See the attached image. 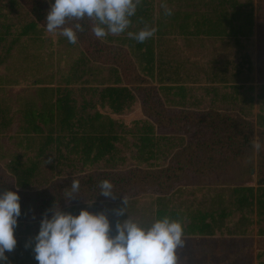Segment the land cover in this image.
I'll list each match as a JSON object with an SVG mask.
<instances>
[{
  "label": "trees",
  "instance_id": "obj_1",
  "mask_svg": "<svg viewBox=\"0 0 264 264\" xmlns=\"http://www.w3.org/2000/svg\"><path fill=\"white\" fill-rule=\"evenodd\" d=\"M208 1H204L203 9L193 10L191 13L172 10L173 14L169 16L170 18L164 15V11L160 10L156 20L152 3L149 0H142L136 16L132 17V23L134 22L135 25L132 27L131 23L128 31H139L147 24L155 26L157 32L154 37L143 43H138L129 37L123 38L126 40L123 42L128 43L135 62L132 60V55H128L129 52L124 51L120 45L117 44L118 46H116L112 43L111 40L115 36H107L110 43L108 45L89 32V27L93 21L87 19L81 21L85 30L78 33L76 44L69 43L62 35L57 37L56 43L58 45L67 46L71 49L80 45L84 47L77 52L72 60L71 73L61 75L62 81L70 84V88H65L59 96L62 102L61 118L57 123L59 132L73 133L75 129L76 131L84 129L87 122H84L83 117L80 118L79 110L75 106L77 101L72 96L75 90L71 88V85H79L77 87L80 89V85L88 82V80H83V77L92 72L93 64L101 63L108 65V77L103 82L106 86L99 92L103 102H114L112 104L113 109L121 111L126 102L136 101L137 96H140L143 114L154 120L155 124H151L148 120L139 121L135 124L137 128L139 127L138 131L144 133L135 140V147L141 151L140 153L153 147L156 141L152 137L154 125L157 126L158 130L184 137L179 138L180 142L183 143L182 148L173 155L169 164L164 168L89 172L75 176L80 180L81 193L78 195L83 197L84 202L94 197V200L104 197L96 195L98 191L96 186L100 180L107 178L114 183L117 191L113 200L133 196L136 198L140 195H156L158 198L156 200L155 219L165 215L179 219L185 226V234L191 235H213L216 230H220L224 226V220L231 217L233 206L240 212L244 208H250L251 211L255 208L257 217H259L260 211L264 210V0ZM19 6L26 9L30 19L13 23L8 20L10 18L8 13ZM3 7L0 9V65L7 62L9 57L14 56L13 51L15 49L22 48L23 42H25L24 38L34 34L39 36L46 31L45 15L49 4L47 0H7ZM6 9L8 12L5 14L3 11ZM179 16L183 22L182 24L180 22L181 25L173 26L163 23L166 19L175 21ZM193 20H195L194 25L190 26L191 23L188 22ZM71 23L73 22L69 21V24ZM170 29L179 30L184 37L205 36L214 41L223 38L233 39L239 48L243 47L242 42L250 41L256 33L258 39L257 79L259 83H262V86L257 94V99L260 102L255 121L248 118L244 113L212 108L205 110L191 108L192 103L195 105V102H187L189 91L183 84L185 82L160 72L162 70L161 59L156 55L155 49L163 42L162 39L166 33L171 32ZM36 39L39 40L40 38H32V41ZM46 42L47 39L43 38V45ZM241 57L243 62L247 64L249 71H252L253 63L248 54L244 53ZM218 63L217 60L214 63V69L207 74L206 81L208 83L218 82L221 77H225L224 79L227 81L234 80L239 76L236 72L232 76L223 75L224 70L232 64L229 60H226L225 67H223L225 69L222 70L217 67ZM154 81L160 86L152 85ZM232 84L233 82L227 87L232 86ZM240 86L241 84L235 83L232 88L236 91ZM248 89L253 90L251 87ZM206 90V93L217 95V87L214 85L206 88ZM168 94L176 98L170 101L173 105L172 108H167L164 103L163 95ZM249 99L252 100V96ZM75 114H78L77 118ZM110 123L109 129L111 130L113 125ZM87 129L98 130L96 124L89 121L83 134L71 138L65 146L69 148L72 141L74 143L72 147L76 149L81 147V150L85 151L87 155L93 148H101L100 145L107 143L108 139L100 135L99 132L89 133ZM157 140H164V138L161 137ZM44 144L50 146L51 142ZM253 159L256 163L257 187L236 185L221 188L216 193L219 199L218 203H215L218 206L215 210L184 216L182 212L173 210L170 200L166 199V196L172 195V193H183L182 184L191 175L196 173L207 176L210 172H218L219 167L237 161L243 165L239 166L240 172L236 179L231 182L251 178V169L254 166L250 163ZM16 167L10 174L5 173L0 168V192L7 189L18 190L21 198V216L18 218L15 234L22 226L27 228V226L39 222L45 211L52 208L54 203H58L62 209L66 210L67 203L63 193L70 187L73 179V177L61 178L51 182L43 189L31 190L29 179L33 175L32 170L23 169L20 165ZM16 186L19 188L17 189ZM229 196L231 201L226 200ZM242 219L243 217L240 218V220ZM23 242L17 243V253H6V264H27L28 261L34 259L31 247L20 250V247L22 248L24 245Z\"/></svg>",
  "mask_w": 264,
  "mask_h": 264
},
{
  "label": "crops",
  "instance_id": "obj_2",
  "mask_svg": "<svg viewBox=\"0 0 264 264\" xmlns=\"http://www.w3.org/2000/svg\"><path fill=\"white\" fill-rule=\"evenodd\" d=\"M204 1L206 2L208 0H161L159 6L162 11V4H166L172 10L187 11L191 13L193 10L203 9ZM167 17L170 18L169 16ZM194 21L195 20L188 22L191 23L189 25H194ZM180 22L181 24L183 23L180 16L179 18H176L175 21H170V19L163 21L165 25L170 24L173 26L180 24ZM134 25L135 23L133 22L132 27H134ZM38 37L39 36L37 35H31V37L24 38L25 42H23L22 48L15 49L13 54L15 55L16 52L27 49L29 47L28 44L32 41V38L34 39ZM202 38L208 37H184L179 30L173 29L171 32L166 33L162 39L163 42L155 49L156 55L161 59L162 70H160V72L164 75H172L178 81L185 82L183 84H185L184 86L187 90H192L194 85H199L198 83L203 80L204 67H207L208 73H210L212 69H214V63L218 60L215 59L210 62H204L199 66L196 60L192 64L187 61L189 57H187L188 55H184L185 52L194 50L196 53L197 51L204 49L203 42L201 40ZM42 39L43 37L39 39L40 43L42 42ZM226 40L227 43H225ZM37 41L38 39L32 41V43H37ZM232 42L233 43L231 44L229 38H223L217 41H214L213 39L211 40V43L214 46L217 44H226L228 46L230 45V48L234 47V40ZM63 47L66 49V52H70L71 48H68L67 46ZM39 49L42 50V47L39 46ZM13 57H9L7 62L0 65V128H4L0 131V134L3 133L2 136L7 135V138L13 139L14 141L12 146L14 145L15 147L14 150H11V146L0 144V167L3 171H6L7 174H10L13 169L17 168V165H20L23 169L29 168L32 170L33 175L29 179V186L31 190L43 189L47 186L46 185L43 188L38 187V182L40 180L39 177L43 176L44 171L50 172L49 177H51V181L54 182L55 180L67 177V175L64 176V171L78 172L77 174L75 173L71 176L75 177L89 172L123 171L135 168L159 169L166 167L173 155L182 148L183 143L179 140V138H184L182 135L158 130L157 126L154 125L152 137H154L156 141L153 147L142 151L143 153H140L141 151L137 150L135 147V140L138 136L144 135V133L138 131L139 127L137 128L135 125L136 122H144L148 120L151 124H155L154 120L143 114V116H136L130 121L133 123V130L128 127L126 128V123L123 121L124 118L126 119L124 112L135 105L137 98L136 101L126 102L121 111L113 109L112 104L114 102H103L99 92H101V90L106 86L103 82L108 77V65H102L101 63L93 64L94 68L92 72L83 77V80H88V82H84V84L80 85V89L77 87L79 85H71V88H74L75 90L72 96L77 101L75 106L79 110L80 118L83 117L84 122H87L84 125L85 127L83 130L76 131L75 129L73 133H61L59 132V127L57 126L62 112V102L60 101L59 96L65 88H70V84H66L61 79V75L71 73V63L69 62L67 64V68H57L54 72L49 74L51 78L50 81L53 83L44 82L45 79L42 77V63H35L36 65L34 67L35 69H38L37 74L39 75L38 77L37 74H35L37 77L33 78L32 81L33 85L31 87H33L35 95L37 96L39 88L42 93H44V87H47L46 84L57 85L55 90L58 95H55L50 102L49 99L45 100L43 98L44 102L42 101V106L40 108H36V112H34V114L23 113L21 107H17V109L11 111L14 102L16 104L20 103L18 102V99H23V102H26V105L32 104V102H29L28 98L26 99L19 95H16L14 99H9L7 97V86H12L24 81L20 78L11 79V76L17 72L18 67L20 69L24 67L15 66L12 69L9 62ZM34 59L40 61L37 54ZM132 60L135 62L134 59ZM230 66L232 67L233 64ZM231 69L232 70L229 72L224 70L223 75L232 76L235 71L233 70L234 68ZM155 82L156 81H154L152 85L159 87L160 85ZM234 84L235 83H233L232 86H234ZM201 85L204 87L212 86L211 83H203ZM213 85L218 86L217 84ZM227 85H231V83H228ZM50 86L53 87V85ZM77 91H80V95H82L81 101L76 98ZM216 93L217 95L214 93L210 94V96L206 97L205 100L208 99L209 102H221V95H227V93H219L218 88ZM163 98L165 106L172 108L173 105L170 101L176 98L170 94L163 95ZM229 99V105L235 101V98L232 101L230 96ZM36 101L40 102V98H37ZM52 102H57L59 105L58 108H56L55 114H53L52 110L45 111V108L51 106ZM187 102H195L194 108H197L195 110H199L198 108H200L201 105L198 102H204V100L202 97L198 98L194 97V95L190 97L189 95L187 97ZM226 110L229 111L228 109ZM15 114L20 115L19 121L22 123L18 128L19 131H16V133L4 134L11 122L16 121L13 116ZM77 116L78 114H76V118ZM89 121H93L98 130L95 131L87 129L88 132H99L100 135L108 139L107 143L105 145H100L102 149L93 148L91 152L87 153V155L85 151L83 152V150H81V147L78 149L72 147L74 145L72 141L70 147L67 148L65 144L70 141L71 138L81 135V133L83 134ZM109 123L113 125L111 130L109 129ZM161 137H163L164 140L158 141L157 139ZM45 140L46 142H44ZM126 140L131 141L127 143ZM49 142H51V145H48L49 147L45 146L44 143L47 144ZM87 156L90 157L87 158ZM250 164L254 166V168L251 169V178L245 179V183L241 185L255 188L257 187L258 181L256 178H252L253 171L256 169L254 159ZM241 165L243 164H240V166ZM226 168L227 167H225V169ZM188 179H190V177ZM188 179L183 182L184 184H182L183 193H172V195L166 196V199L170 200L173 210L182 212L184 216H190L198 212L203 213L205 211L217 209L218 206L216 204L218 203L219 196L216 193L221 188L224 189L225 185L229 184L228 182L230 181L225 180L223 183L216 181L213 187H216L217 190H214L213 187H208L203 183H200L201 185H196L191 189L190 187L192 186L187 184L189 181ZM199 179L202 181V178ZM76 196L74 198L76 199L74 201L75 203L73 202L71 205H68L66 207V211L78 213L81 208L88 207L86 202H84L83 197H79V195ZM157 198L158 197L156 195H145L142 196L141 199L140 196L136 198L135 196L125 198L128 201L127 211L129 215L133 218H138L144 223L152 222L155 219V212L157 210ZM123 199L113 200L110 197H102L98 200H94L89 210L93 212H106L109 215L110 221L114 224L116 220L122 221L127 218V214L119 217L114 215L115 209L124 206ZM226 200L231 201L230 196L227 197ZM135 209H139L136 213V217ZM232 210L231 217L225 219L224 226H222L220 230H216L213 235H184V246L178 250L179 264H264V210L260 211L259 217L256 215L255 208L252 211L250 208H244L242 212H240L233 206ZM144 215H146V217H144ZM241 216L243 217L242 220H240V218H242ZM39 225L40 221L27 226V228L22 226L18 229L15 234L17 243L24 241V245L22 248L20 247V250L25 249L26 242L33 240L39 230ZM17 251L18 248L15 247V249L12 252H9V254L17 253ZM27 264H38V262L34 258L28 261Z\"/></svg>",
  "mask_w": 264,
  "mask_h": 264
},
{
  "label": "clouds",
  "instance_id": "obj_3",
  "mask_svg": "<svg viewBox=\"0 0 264 264\" xmlns=\"http://www.w3.org/2000/svg\"><path fill=\"white\" fill-rule=\"evenodd\" d=\"M47 2L46 31L56 33L59 30L71 44H76L78 33L85 30L81 23L85 19L93 21L91 31L100 40L109 34L118 36L126 32L130 39L143 43L157 32L155 26L147 24L139 31H128L142 0ZM162 8L165 16L173 14L166 4H162ZM96 187V195L115 199L117 191L110 179L100 180ZM80 193V180L73 177L70 187L63 193L65 202L70 203ZM94 199L86 200L88 207L81 208L78 213L62 209L58 203L45 211L37 234L26 242L38 264H179L178 250L185 243V226L181 220L165 215L144 223L129 215L128 201L124 197V206L115 209L114 215L127 214V218L113 224L106 212L89 210ZM20 216L18 190L0 192V264H6V253L12 252L17 245L15 229Z\"/></svg>",
  "mask_w": 264,
  "mask_h": 264
},
{
  "label": "rangeland",
  "instance_id": "obj_4",
  "mask_svg": "<svg viewBox=\"0 0 264 264\" xmlns=\"http://www.w3.org/2000/svg\"><path fill=\"white\" fill-rule=\"evenodd\" d=\"M152 3V6L154 7V18L157 19L159 16V11L162 10L160 8V1L161 0H150ZM244 2L245 0H239ZM7 2V0H0V9H3V5H5ZM256 3V2H255ZM8 10H4L3 13H7ZM8 15H10V18L8 20H10L13 23H20V22H24L26 20H29L30 17L28 16V13H26V9L25 8H20L16 7V9L14 11H12L11 13L9 12ZM93 22L91 23L92 26ZM90 31H91V27ZM129 30V29H128ZM35 35V34H34ZM60 35L59 30L56 33H48L47 31H45L44 33L40 34L38 38H46L47 42L43 45V43L39 42V40L36 42L32 41L30 42L29 47L25 50H21L19 52H16L14 57L10 60L9 65H11L12 69L15 66H24L21 69L18 67L17 68V72H15L14 75L11 76V79H21L24 80L23 82H20L18 84H14L12 86H7L6 87V93H7V97L9 99H14L16 95H19L23 98H28L29 102H32V104H27L26 102H23V99H18V104H16L14 101L13 105H12V109L11 111H14L15 109H17V107H21L22 112L23 113H33L36 112V108H40L42 106V101L44 102L43 98L45 100L49 99V102L51 101V99L55 96L58 95L57 91L55 90V88L57 87V85L55 84H46L47 87L45 88V92L42 93L41 89L39 88L37 91V96L35 95V92L33 91V87H31L33 85L32 81L33 78L35 77H39L38 73V69H35V63H42V70H43V75L42 77H44L46 83H53L50 81V76L49 74L51 72H54L57 68H67V64L68 62L71 63L72 60L74 59V57L76 56L77 52L80 51L82 48H84L83 46H79L77 48L74 49H70V52H66L65 48L63 46L58 45V43H56V39L57 37ZM33 36V35H32ZM109 36H114L109 34ZM126 36V37H125ZM200 37V36H199ZM123 38H128L127 33H122L118 36H115V38H113L111 41L112 43H114L116 46L120 45L124 51L129 52L128 55H130V48L127 42H123L126 41ZM198 39V38H197ZM203 42V50L201 51H197L195 53L194 50H190L188 52H185L184 55H188L187 57H189V59L187 60L188 62H190V64L194 63L195 60L198 62V66L203 64L204 62H210L212 60L218 59L219 64H218V68L219 69H225L223 67H225V62L226 60H229V62H232L233 65H235V67H229L226 68L225 71H231V68H234L233 70L239 75L238 77L234 78V80H227V81H232L233 83H237V84H241L240 87H238V90H234L232 87H227V83H232V82H227L226 79H224L225 77H221L220 81L218 82H214L211 84H217L218 86H215L218 88L219 93L224 94L227 93V95H221V102H209V100H205L206 97L210 96V93H206V88H210L211 86H203L201 84H207L208 81L207 80V74H208V68L204 67V72H203V80L202 82H199V85H194V87H192V90H188L190 97L194 95V97H202L204 102H198L201 107L198 108L199 110H205V109H222V110H226L228 109V112H235V113H241V114H245L248 116V118H252L254 121L256 120V114L259 111L258 108V104L260 101H258L257 99V94L261 89L262 83L258 82L257 79V54H258V39L256 38V33L254 34L253 37H251L250 41L248 42H242L243 47L239 48L235 45L234 42V47L230 48V45H219L217 44L216 46H214L211 43V39L209 38H202L201 39ZM53 43H52V42ZM103 43L105 44H110L108 42L107 37H105L103 40H101ZM233 40H230V43L232 44ZM227 43V40L226 42ZM229 43V44H230ZM118 44V45H117ZM39 46L42 47V50L39 49ZM264 49V48H263ZM248 54V56L251 58L250 61L253 63L252 65V71H249V69L247 68V64L243 62L241 55L242 54ZM38 55V57L40 58L39 60L34 59L35 55ZM132 55V54H131ZM241 57V58H240ZM132 59H135L132 56ZM201 62V63H200ZM33 66V67H31ZM139 69V67H138ZM11 70V69H10ZM24 70V71H23ZM35 74H37V76H35ZM220 78V77H219ZM54 80V79H53ZM223 80V81H222ZM264 84V83H263ZM50 85H53V87H51ZM202 86V87H199ZM213 86V85H212ZM239 86V85H237ZM253 88V90L251 91L248 88ZM84 89V88H83ZM264 90V89H263ZM42 94V95H41ZM209 94V95H207ZM231 97L232 101L235 98V101L232 102V104H228V102H230L229 96ZM252 96V100L249 99V97ZM42 97V98H41ZM40 98V102H37L36 99ZM76 98L81 101L82 95H80V91L76 92ZM140 96H137V102H135V105L132 106L131 108H129L126 112H124V116H126V119L124 118V122L126 123V128H130L131 130H133V123L130 122L132 120V118L136 117V116H143V112L140 109V105H141V101H140ZM34 102V103H33ZM223 103V104H222ZM61 104V102H60ZM225 104V105H224ZM224 105V106H223ZM58 103L56 102H52V105L45 108V111H53V114H55L56 112V108H58ZM228 106V107H227ZM199 107V106H197ZM167 108H171V107H167ZM191 108L193 109H197L194 108V105L192 103ZM227 111V110H226ZM22 114V113H19ZM76 115V114H75ZM14 118L16 119V121L11 122V124L9 125L8 129H6V132L4 134H10V133H16V131H19L18 128L19 126L22 124L19 121V117L20 115H13ZM4 128H0V131L3 130ZM19 133V132H17ZM3 133L0 134V144H3L5 146H11L12 148H10L11 150H14V145L12 146L13 143V139H9L7 138V135L2 136ZM187 140V139H186ZM127 141V140H126ZM131 141V140H129ZM129 141H127V143H129ZM264 148V145H263ZM240 161L237 162H233V163H229L223 167H219L218 172H210L207 176L204 175H198V174H193L190 176V179H188L189 181L187 182V184H190L191 189L196 186V185H201L200 183H203L205 185H207L208 187H213L216 183V181H219V183H223L225 182V180H230L228 183L226 184L227 187L229 186H233V185H241L243 183H245V180H239V181H235V182H231L232 180L236 179V176L239 174L240 172ZM225 167H227L225 169ZM1 168V167H0ZM224 168V169H222ZM6 173V171H4ZM77 174L78 172H66L64 171V176L67 175V177H71L73 176V174ZM50 176V172L44 171L43 176L39 177L40 180L38 182V187H45L46 185L48 186L51 182V177ZM252 178H256L255 176V171H253L252 174ZM199 178H202V181H200ZM186 179V180H187ZM184 180V181H186ZM186 183V182H185ZM184 184V183H183ZM225 185V188H227ZM36 188V187H33ZM214 190H217L216 187H213ZM219 189V188H218ZM142 196L144 195H140V199L142 198ZM139 197V196H137ZM144 198V197H143ZM76 199H72L70 201V203H67L68 205H71ZM75 203V202H74ZM141 204V203H140ZM141 210V209H140ZM137 211H139V209H135V217L137 216ZM144 217H146V215H144ZM138 219V218H136Z\"/></svg>",
  "mask_w": 264,
  "mask_h": 264
}]
</instances>
